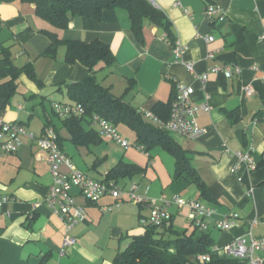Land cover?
<instances>
[{
  "label": "crops",
  "instance_id": "crops-1",
  "mask_svg": "<svg viewBox=\"0 0 264 264\" xmlns=\"http://www.w3.org/2000/svg\"><path fill=\"white\" fill-rule=\"evenodd\" d=\"M150 1L165 12L176 40L186 46L180 58L174 57L163 29L149 21L145 22L144 42H140L122 8L105 10L99 20L75 15L67 28L59 29L38 16L35 4L27 0H0V46L9 48L15 65L30 64L42 81L39 85L27 74L20 75L19 86L30 96L26 97L23 90L18 93L26 100L41 97L57 101L49 98L53 93L70 99L67 84L76 82H100L114 92L113 76L121 75L123 87L128 85V78L135 83L125 100L140 110L152 111L156 102L172 100L178 83L192 85L194 103L206 102L209 106L197 115L205 133L196 138L169 134L192 158L208 196H202L195 184L174 179L175 157L163 146L152 145L146 152L134 145L136 133L127 124L135 133L133 145L128 149L120 146L118 151L105 148L104 140H112L102 136L88 137L87 143L75 141L61 118L57 124L45 111L40 131L32 133L39 136L46 126L53 127L61 148L75 166L94 178L104 179L121 160L143 168L133 177L120 178L118 184L128 188L136 183L139 194L171 212L172 229L190 232L194 228L188 220V208L172 202L174 195L211 206L215 212L204 222L215 241L212 252L217 258H225L227 244L232 240L247 236L249 231L255 236L264 235V0ZM210 2L225 9V19L212 22L206 16L204 10ZM47 31L56 32L61 39H100L110 45L117 64L110 72L95 74L81 62H65V44L59 45L55 56L45 55L51 44ZM207 35L214 39L207 41ZM187 63L193 64V70ZM214 65L231 66L232 75L227 77L224 70L212 71ZM201 73H207L205 83L196 77ZM247 87L252 88L249 95ZM205 93L209 94L208 99ZM65 103L75 102L70 99ZM52 112L58 116L54 109ZM229 112L237 114L238 119L233 121ZM34 114L19 98L3 112L5 120L21 122L28 131ZM26 115L28 121L24 120ZM82 124L85 131L99 134L90 122L83 120ZM122 132L132 137L130 131ZM23 141L16 153L0 155V195L11 197L0 211V264H113L118 253L129 245L131 236L144 232L142 220L150 216V205L126 197L118 205L104 209L116 202L112 196L106 195L97 202L78 197V202L85 206L86 220L70 231L77 242L62 254L65 222L45 203L34 207L53 183L48 153L27 136ZM238 151H249L258 166L249 169L242 165L236 169ZM62 169L69 170L65 165ZM231 212L239 215L236 225L220 230L216 221ZM254 220L257 222L252 225ZM256 254L264 258V252Z\"/></svg>",
  "mask_w": 264,
  "mask_h": 264
},
{
  "label": "trees",
  "instance_id": "trees-1",
  "mask_svg": "<svg viewBox=\"0 0 264 264\" xmlns=\"http://www.w3.org/2000/svg\"><path fill=\"white\" fill-rule=\"evenodd\" d=\"M35 4L36 14L59 29L68 27L70 19L75 15H84L101 19L107 9L122 8L127 11L131 21V29L140 42H144L145 22L163 29L166 37L173 46L176 36L172 30V22L165 12L156 7L150 0H27ZM51 44L45 55L55 56L59 45H66L65 62H81L97 74L100 71L110 72L117 64V59L109 44L95 39L85 42L76 39H61L56 32L47 31ZM27 74L40 85L30 64L17 66L11 58L8 47L0 46V111L11 102V98L18 93L20 75ZM128 85L123 94H116L112 87L100 82L94 84L68 83L69 96L72 101L85 108V114L61 117L62 124L79 143L90 141L88 137H100V134L85 131L83 120L90 122V115L97 113L108 119L116 126L119 123L127 124L136 133L137 145L143 146L148 152L152 145H161L174 155L176 168L174 179H185L195 184L202 196H208L206 184L192 163L187 151L175 141L164 128L147 120L142 111L125 100V95L134 88V79L128 78ZM176 91L170 102H156L151 110L159 118L167 120L171 114L172 103ZM233 121L238 115L229 112ZM21 123V122H20ZM60 140V139H59ZM60 143V141H59ZM144 169L135 163L121 160L115 167L106 173L104 180L118 183L120 178L133 177ZM192 231L172 229V225L158 226L145 225L141 234L131 236V241L125 250L118 253L113 264H245V260L233 256L217 258L212 252L215 241L210 232L194 225ZM200 254H211L209 261H200Z\"/></svg>",
  "mask_w": 264,
  "mask_h": 264
},
{
  "label": "built area",
  "instance_id": "built-area-1",
  "mask_svg": "<svg viewBox=\"0 0 264 264\" xmlns=\"http://www.w3.org/2000/svg\"><path fill=\"white\" fill-rule=\"evenodd\" d=\"M204 12L212 22L223 20L226 17L225 9L214 2L208 3ZM164 39L171 44V40L166 36ZM205 39L212 41L214 37L207 35ZM172 47L174 57L177 59L180 58L186 48L179 40H176ZM208 55L210 57L213 56V52H209ZM187 67L193 70L192 63H187ZM235 69L237 72L240 71L238 67H235ZM211 70L214 72L224 70L227 77L232 75V67L229 65L224 68L219 65H214ZM196 77L199 81L205 83L207 73L197 74ZM246 91L249 95L252 93V88L247 87ZM194 92L195 88L192 85L184 83L177 84L171 114L167 120L159 118L152 111L144 109L141 111L157 126L171 133H178L188 138L199 137L205 133V128L198 122L197 115L201 110H208L209 106L206 102L200 105L195 104L192 98ZM208 98L209 94L205 93V99ZM52 108L61 117L70 115L82 116L85 114V108L77 103L52 101ZM90 123L98 129L99 134L103 138L112 140L125 149L133 145L119 133L114 123L101 115L97 113L90 115ZM25 136L35 141L42 150L48 153L53 183L44 198L34 203V207L45 203L54 214L58 215L65 222L66 236L61 249L62 254L68 246L77 242V239L70 234V231L77 224L86 220L85 206L78 202V197L88 202H97L106 195L112 196L116 202L112 205L105 206L104 209L112 208L128 197L134 202L150 205V216L142 220L145 225L153 224L164 226L170 224L172 219L171 212L157 204L155 200H150L146 196L139 194L136 183H133L128 188H124L114 181L94 178L78 169L69 155L61 148L59 135L53 127L46 126L42 133L36 136L34 133L29 132L23 123L5 120L3 113L0 111V155L16 153L23 145ZM134 145L144 150L143 146L137 145L136 143ZM235 157L236 169L242 165H246L249 169H255L258 166L249 151H238L235 153ZM63 165L67 166L69 170L64 171L62 169ZM10 200L11 197L9 195H0V211L3 210L4 205ZM172 202L180 207L188 208V220L192 224L204 230L208 229L204 218L213 215L215 212L214 208L199 200L187 199L180 195H174ZM238 217L239 215L235 212L228 213L216 221V226L220 230L231 229L236 225ZM256 222L254 220L252 225ZM259 251L264 252V235L255 236L251 231H249L247 236L232 240L226 247L228 256L243 259L245 260V264H264V258L256 254ZM197 259L202 262L209 261L211 254H200L197 256Z\"/></svg>",
  "mask_w": 264,
  "mask_h": 264
},
{
  "label": "rangeland",
  "instance_id": "rangeland-1",
  "mask_svg": "<svg viewBox=\"0 0 264 264\" xmlns=\"http://www.w3.org/2000/svg\"><path fill=\"white\" fill-rule=\"evenodd\" d=\"M118 75V74H117ZM120 76V77H119ZM119 76H113V80H114V83H115V88H114V92L116 94H123V92L125 91V87L124 86V81L122 78H121V75ZM19 90L22 92L25 91V88L23 86H19ZM30 96V92H26V97H29ZM52 96V97H51ZM51 96L49 97L51 100H57V101H62V102H68L70 99L65 96L64 99L62 97V95L60 93H53L51 94ZM20 99L22 102H25V104L27 105V108H28V111L29 112H34V116L31 118V120L29 121V132H36L38 133L41 129V126L45 120V116H44V113L47 112L49 114V116L51 118H53V120L59 124L60 123V117L56 116L54 114L53 111V108H52V101H49L48 99H43L41 97H37V98H34V99H31V100H26V98L21 95L20 93H17L15 94L12 98H11V102L10 103H15L17 102V99ZM43 101V103H42ZM44 104V107H45V110L43 109V105ZM35 108V111H32V109ZM45 111V112H44ZM26 121H28V116L26 115L25 117ZM88 126V125H86ZM28 129V128H27ZM117 129L119 130V133H121L123 136L127 137L129 142L132 143L134 141V138H135V133L127 126L125 125L124 123H119L117 125ZM122 129H125L126 131H130L132 133V137L129 135V134H125L122 132ZM133 144V143H132ZM103 146L105 148H108V149H111V150H114V151H118L120 149H122L123 147L121 145H119L118 143L114 142V141H107V140H104L103 142ZM122 148H121V147ZM125 149V148H123Z\"/></svg>",
  "mask_w": 264,
  "mask_h": 264
}]
</instances>
